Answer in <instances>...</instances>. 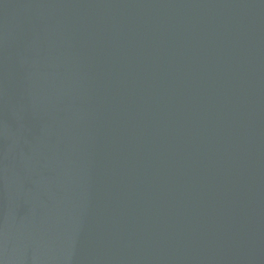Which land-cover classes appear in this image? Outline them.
Masks as SVG:
<instances>
[{"label": "water", "instance_id": "water-1", "mask_svg": "<svg viewBox=\"0 0 264 264\" xmlns=\"http://www.w3.org/2000/svg\"><path fill=\"white\" fill-rule=\"evenodd\" d=\"M0 264H264V0H0Z\"/></svg>", "mask_w": 264, "mask_h": 264}]
</instances>
